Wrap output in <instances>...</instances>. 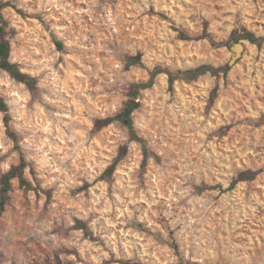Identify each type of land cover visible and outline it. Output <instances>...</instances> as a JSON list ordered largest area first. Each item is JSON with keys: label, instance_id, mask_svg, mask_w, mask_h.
I'll list each match as a JSON object with an SVG mask.
<instances>
[{"label": "clouds", "instance_id": "1", "mask_svg": "<svg viewBox=\"0 0 264 264\" xmlns=\"http://www.w3.org/2000/svg\"><path fill=\"white\" fill-rule=\"evenodd\" d=\"M0 264H264V0H0Z\"/></svg>", "mask_w": 264, "mask_h": 264}]
</instances>
